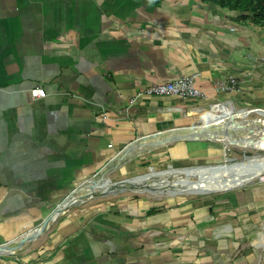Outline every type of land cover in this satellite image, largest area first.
Segmentation results:
<instances>
[{"label": "crops", "instance_id": "crops-1", "mask_svg": "<svg viewBox=\"0 0 264 264\" xmlns=\"http://www.w3.org/2000/svg\"><path fill=\"white\" fill-rule=\"evenodd\" d=\"M239 14L201 0H0V246L134 143L173 129L179 142H160L158 154H216L213 142L187 139L221 116L188 110L226 101L264 109L261 41ZM182 76L195 77L206 104H130ZM229 79L234 90L216 92ZM35 87L45 97L33 99ZM97 200L67 207L0 264H264V185L156 204Z\"/></svg>", "mask_w": 264, "mask_h": 264}, {"label": "bare ground", "instance_id": "bare-ground-1", "mask_svg": "<svg viewBox=\"0 0 264 264\" xmlns=\"http://www.w3.org/2000/svg\"><path fill=\"white\" fill-rule=\"evenodd\" d=\"M210 106L211 105H207L205 108L198 107L196 109L188 110L189 114L194 116L203 115L212 111L216 115L221 116L220 118L216 116L215 120L212 122H204L205 124L202 123L195 127V132H191L189 138L199 139L197 132L206 130V136L208 135L209 139H216L224 145H229L231 143H247L249 142V136H251L250 132H253L255 129L249 128V126L240 127L236 124L227 126L226 123L230 121L234 122L233 120L237 117L248 114L264 116V109L262 108L242 109L241 111L230 101H226V103H218L216 106ZM230 132H233L234 134L229 135ZM161 134L165 135L167 140L171 139L173 142H179L173 129ZM242 159L248 160H243L240 165L234 162L230 166L196 165L147 172L126 179L124 183L125 185L122 186H116L114 185L115 182H110L106 178L103 179L102 182H95L90 186L81 189L78 195L75 196L74 200L81 202L83 196L96 190H100L101 192L106 191L107 193L109 192L108 194L106 192L103 193L101 197L128 192L143 194L150 199H160L172 196H205L223 193L254 184L256 180L264 176V155L260 157L249 156ZM66 208L61 212L52 215L51 219L48 220L45 227L41 230L43 231L51 225Z\"/></svg>", "mask_w": 264, "mask_h": 264}, {"label": "rangeland", "instance_id": "rangeland-1", "mask_svg": "<svg viewBox=\"0 0 264 264\" xmlns=\"http://www.w3.org/2000/svg\"><path fill=\"white\" fill-rule=\"evenodd\" d=\"M255 33L258 34L260 41L264 44V24L262 26L255 25ZM260 42V87H264V46ZM236 81V80H235ZM218 92V91H216ZM223 93V91L219 92ZM246 97V95H243ZM252 101L254 97H250ZM247 99V98H246ZM243 100L242 106L251 107V102ZM191 100V99H187ZM226 101L225 98H217L216 102ZM195 102H201L200 104H206L207 95L202 99H197ZM255 103L254 105L260 104ZM264 106V105H262ZM237 108V107H236ZM238 109V108H237ZM241 110L242 109H238ZM216 115V114H215ZM241 119V120H240ZM245 121H242L244 120ZM234 122L226 123L227 126L238 125L240 127L249 126V128L255 129L253 132H250L249 142L242 144L231 143L229 145H224L222 142H219L216 139L206 138L205 135L201 136L198 141L205 139L206 141H211L214 143V148L216 149V154H212L209 158H180L173 157L172 155H160V147L163 146L164 138L159 139H149L148 141H141L134 143L128 150L123 152L115 162H111L106 166L101 167L98 171L96 179H108L110 182H117L124 179L132 178L147 172H153L157 170L172 169L179 167H188L196 165H220V166H230L234 162L239 165L243 160L244 156L260 157L264 155V116H258L256 114H249L244 116H239ZM239 121H242L243 124H239ZM199 122V120H198ZM225 124V125H226ZM233 132H230L229 135H233ZM160 142H163L160 144ZM239 167V166H238ZM238 172V171H237ZM252 185V184H250ZM253 185H264V176L254 182ZM221 193L210 194V195H194V196H172V197H163L160 199H150L143 194L138 193H118L116 195H107L103 198H97L99 200H117V199H132V200H142L151 204L166 202L169 200H179L183 198L196 199L202 197H219ZM97 200V201H99Z\"/></svg>", "mask_w": 264, "mask_h": 264}, {"label": "built area", "instance_id": "built-area-1", "mask_svg": "<svg viewBox=\"0 0 264 264\" xmlns=\"http://www.w3.org/2000/svg\"><path fill=\"white\" fill-rule=\"evenodd\" d=\"M236 85H237V82L234 79H229L227 83L219 85V87L216 88V91L230 92L234 90V87H236ZM30 95L33 99L43 98L45 97V91L41 87H35L30 90ZM154 96L155 97H176V98H181L185 100L191 99V101H196L197 99L204 98L206 96V93L196 86L195 77L182 76L173 81L154 83V84L144 87L130 99V104H134L139 98L154 97ZM29 232L24 233L19 238L23 237ZM13 252H10L9 254H4V255H10Z\"/></svg>", "mask_w": 264, "mask_h": 264}, {"label": "water", "instance_id": "water-1", "mask_svg": "<svg viewBox=\"0 0 264 264\" xmlns=\"http://www.w3.org/2000/svg\"><path fill=\"white\" fill-rule=\"evenodd\" d=\"M187 140H196V139H187ZM163 141H168L171 142L172 140L170 139H166L164 138ZM249 157V156H244V158ZM102 178L100 179H92L90 181H87L86 183H83L81 186L77 187L76 189H74L72 192H70L56 207L55 209L51 212V214L49 215V217L47 219H45L41 224H39L35 229L31 230L29 233H27L26 235H24L23 237L11 241L10 243H7L3 246L0 247V255H4V254H9L10 252L15 251L16 249L21 248L22 246L26 245L27 243H29L33 238H35L36 236H38L41 233V229H43L46 225V223L48 222V220L51 219V216L61 212L64 208H66L67 206L69 207H73V206H77L80 205L83 202L89 201L91 199H97L100 198L103 193L105 192H101L100 190H96L93 191L91 193L86 194L85 196H83L81 202H78V200H74L75 196L78 195L79 191L85 187L90 186L92 183L95 182H102ZM126 179L121 180V181H117L114 183V185L116 186H122L125 185ZM107 193V192H106ZM109 193V192H108ZM107 193V194H108Z\"/></svg>", "mask_w": 264, "mask_h": 264}, {"label": "trees", "instance_id": "trees-1", "mask_svg": "<svg viewBox=\"0 0 264 264\" xmlns=\"http://www.w3.org/2000/svg\"><path fill=\"white\" fill-rule=\"evenodd\" d=\"M209 8H221L237 11L240 14L235 21L241 24H264V0H201Z\"/></svg>", "mask_w": 264, "mask_h": 264}]
</instances>
